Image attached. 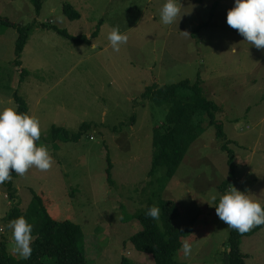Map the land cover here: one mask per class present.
<instances>
[{"label": "rangeland", "instance_id": "374dc122", "mask_svg": "<svg viewBox=\"0 0 264 264\" xmlns=\"http://www.w3.org/2000/svg\"><path fill=\"white\" fill-rule=\"evenodd\" d=\"M42 1L38 14L32 0H0V110L18 108L16 95L24 100L29 115L40 121L37 146L46 145L53 158L49 170L32 167L12 180L18 192L15 202L0 184V244L7 242L9 253L22 258L14 250L7 218L14 203L25 211L38 195L52 219L81 226L88 264H121L123 258L154 264L131 242L142 228L134 216L164 199L180 208L176 228L198 217L194 232L184 240L190 254L181 249L176 260L225 264L231 228L216 215L220 197L233 186L264 205V48L224 32L222 28H233L221 9L211 19L220 0H179L182 17L172 25L160 22L166 0ZM66 4L80 13L79 19L64 14ZM26 26L33 30L17 67L18 28ZM52 26L87 40L74 42ZM114 27L128 36L119 52L107 39ZM185 80H201L206 98L223 107L218 119L233 166L222 148L226 141L217 137L215 127L203 126L161 190L149 173L154 129L169 108L143 95L149 87ZM84 124L91 128L77 142L51 140L53 127L77 134ZM163 175L160 171L157 177ZM241 250L248 256L246 264H264V229L244 237Z\"/></svg>", "mask_w": 264, "mask_h": 264}, {"label": "trees", "instance_id": "16d2710c", "mask_svg": "<svg viewBox=\"0 0 264 264\" xmlns=\"http://www.w3.org/2000/svg\"><path fill=\"white\" fill-rule=\"evenodd\" d=\"M32 2L36 12L40 14L43 1L32 0ZM63 12L72 20L79 19L81 16L70 4L64 6ZM52 27L58 34L74 42L84 43L87 40L85 36L74 37L65 30ZM201 28L202 26H199L193 36H196ZM32 30L33 26L18 28L17 67L21 66L20 59ZM98 34L99 29L92 37L96 38ZM143 97L157 106L169 108L165 121L154 129V155L149 173V178L157 179L156 181L160 182L161 190L176 175L189 149L199 138V130L203 126L205 128L215 127L217 137L226 141L222 148L229 152V164L233 166L234 155L228 150L229 142L226 140L224 125L218 119V115L222 114L224 109L221 105L206 98L201 80H197L195 83L185 80L179 84L162 88L149 87ZM16 102L19 112L29 114L27 103L17 95ZM90 128V125L84 124L79 133L71 134L64 128L53 127L51 140L64 143L77 142ZM112 168L113 165L108 158L109 182L112 181ZM231 168L233 169V167ZM160 171H163L164 175L157 177ZM12 175V179L3 184L10 200L15 202L18 192L14 188L12 180L17 178L18 174H15L13 170ZM227 185L228 183L224 184L225 187ZM153 206L160 209L158 220L146 215L148 209ZM180 214L177 202L160 199L157 203H150L145 211L135 215L134 218L142 227L138 233L131 237V242L136 250L150 255L154 264H183L176 260V255L182 249L184 240L194 232L198 217L193 218L185 227L176 228L174 222L180 217ZM21 216L33 225L32 254L28 259H17L9 253L8 243L1 242L0 264H88L82 249L85 236L81 226L71 221L59 222L52 219L44 206L42 197L35 195L25 211L14 203L7 220L10 222ZM262 229H264V225H259L255 226L251 232L240 233L231 228L227 242L228 252L224 259L225 264H246L248 256L241 250L243 238L252 236ZM121 264L133 263L127 258H123Z\"/></svg>", "mask_w": 264, "mask_h": 264}, {"label": "clouds", "instance_id": "9594fccd", "mask_svg": "<svg viewBox=\"0 0 264 264\" xmlns=\"http://www.w3.org/2000/svg\"><path fill=\"white\" fill-rule=\"evenodd\" d=\"M179 0H166L160 9V22L172 25L181 19ZM227 24L238 30L246 43L257 49L264 48V0H235L234 7L227 13ZM187 34V33H185ZM114 52L128 41V36L118 27L112 28L107 36ZM233 52L235 47L231 48ZM41 137L40 121L17 107L0 110V184L12 179V171L23 176L30 168L47 171L52 167L53 158L46 145L37 146ZM216 215L228 227L246 233L254 226L264 225V205L235 187L223 194L217 206ZM146 215L158 220L160 209L150 207ZM12 230L15 251L24 259L32 254L33 225L21 216L7 225ZM185 256L191 252L188 243L182 245Z\"/></svg>", "mask_w": 264, "mask_h": 264}, {"label": "crops", "instance_id": "0c3cea01", "mask_svg": "<svg viewBox=\"0 0 264 264\" xmlns=\"http://www.w3.org/2000/svg\"><path fill=\"white\" fill-rule=\"evenodd\" d=\"M234 3H235V0H220L218 4H215L213 6V9L210 14L211 19L215 16L218 9H221V12H223L224 18H227V13L230 10V8L233 7ZM222 29L225 30L224 32H234L238 34V30H233V29H228V28H222Z\"/></svg>", "mask_w": 264, "mask_h": 264}]
</instances>
